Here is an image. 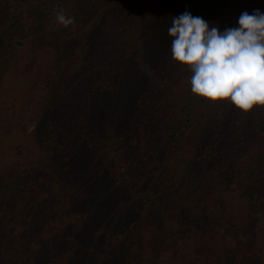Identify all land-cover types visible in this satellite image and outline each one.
I'll list each match as a JSON object with an SVG mask.
<instances>
[{"label": "trees", "instance_id": "obj_1", "mask_svg": "<svg viewBox=\"0 0 264 264\" xmlns=\"http://www.w3.org/2000/svg\"><path fill=\"white\" fill-rule=\"evenodd\" d=\"M67 3L12 0L11 6L10 0H0V75L19 69L11 71L20 75L18 82L12 78L8 83L21 93L19 111L0 115V264H18L22 255L44 252L52 247L47 235H58L61 241L96 213L82 167L86 156L109 161L119 189L132 181L140 187L137 195L142 198L137 197L127 227L112 231L111 246L127 243L118 264H264L258 257L264 247V107L242 112L230 103L215 102L213 135L197 140L196 131L214 103L191 93V72L172 60L169 49L164 69L152 75L128 126L99 123L97 114L107 98L127 83V56L142 45L145 31L168 37V24L153 9L123 10L99 22L98 38L91 43L92 69L83 82L90 91L77 97L75 88L81 86L63 85L45 129L37 136L28 133L20 120L32 84L27 72L49 60L33 46L25 61L27 52L17 39L39 21L55 24V13ZM187 3L194 16L221 30L236 26L244 11H264V0ZM153 18L160 21L157 29L150 27ZM159 39L151 37L150 46L156 47ZM207 159H218L217 172L244 176L238 202L228 199L229 184L223 181L212 204L201 212L185 203L154 211Z\"/></svg>", "mask_w": 264, "mask_h": 264}, {"label": "rangeland", "instance_id": "obj_2", "mask_svg": "<svg viewBox=\"0 0 264 264\" xmlns=\"http://www.w3.org/2000/svg\"><path fill=\"white\" fill-rule=\"evenodd\" d=\"M64 8L66 15L74 17L73 25L65 28L56 20L55 24L39 21L38 26L27 31L25 37L18 38L25 47L24 60H28L30 49L35 46L42 51L49 62L46 65H35L27 72L32 78L30 95L24 102V113L21 121L28 128L30 135H39L49 121V117L56 112V94L62 95V86L75 84L81 89L75 88V95L81 96L90 91L88 86H83L86 74L91 71L90 57L93 52L92 42L97 40L96 25L108 15L122 13L123 10H139L148 7L158 12L160 21L172 23V17L177 16L187 9V0H67ZM11 6L12 0H10ZM182 3V4H181ZM185 7V8H184ZM159 21V22H160ZM152 19V25L157 29V24ZM164 29V27H163ZM161 29V30H163ZM146 38L129 56L124 65L125 74L128 75L127 83L120 85L118 95H110L97 114L99 123H113L117 126H128L137 111L138 99L148 88L149 81L156 72L164 69L166 54L170 49L171 37H160L158 30L145 31ZM159 39L156 47L150 46V38ZM163 37V36H162ZM168 38V39H167ZM100 45L96 51L101 50ZM86 60H89L86 62ZM6 69V68H5ZM6 69L0 75V115L9 116L19 111L21 93L16 87L11 88L8 81L12 78L18 82L19 76L14 74L19 69ZM11 71H14L12 73ZM26 71V70H25ZM23 71V72H25ZM129 78V79H128ZM14 81H12L13 85ZM130 88V90H129ZM124 94V96H123ZM218 105L215 103L204 114V117L196 131L197 140L206 141L214 132V117ZM52 121V119H51ZM208 124V125H207ZM103 129V127H101ZM227 132L229 130L227 128ZM83 171L86 184L91 187V206L96 210L88 221L82 226L75 227L63 235L58 241V235L50 239L52 247L43 248L44 252L22 255L20 264H118L123 258L127 243L113 242L112 231L119 228L125 230L130 216L134 215V207L137 204V195L140 187L137 182L124 183L123 187L115 184L110 162L102 158L93 161L89 156L82 157ZM80 163V160L78 161ZM218 159H207L198 164L185 175L183 185L177 192H173L172 198L165 200L161 205L154 207L157 211L161 206L189 204L192 210L202 211L209 207L210 200L217 190L218 184L227 181V189L230 191L228 199L239 201L242 198L240 178L244 176L233 173L226 176L217 172ZM127 175V173H126ZM237 194L235 195V193ZM205 206V207H204ZM263 229L264 233V227ZM53 234V233H52ZM264 236V234H263ZM104 252L107 254L104 256ZM258 257L263 258L264 247ZM106 257H109L105 259ZM18 263V264H19Z\"/></svg>", "mask_w": 264, "mask_h": 264}, {"label": "clouds", "instance_id": "obj_3", "mask_svg": "<svg viewBox=\"0 0 264 264\" xmlns=\"http://www.w3.org/2000/svg\"><path fill=\"white\" fill-rule=\"evenodd\" d=\"M55 19L65 28L75 22L64 10ZM168 35L172 60L191 72L192 94L242 112L264 107V11H244L223 30L184 11L172 17Z\"/></svg>", "mask_w": 264, "mask_h": 264}]
</instances>
